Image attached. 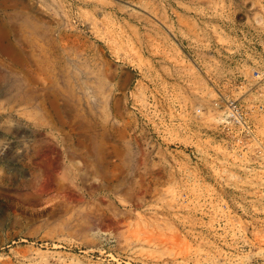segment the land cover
I'll return each mask as SVG.
<instances>
[{"label": "rangeland", "instance_id": "374dc122", "mask_svg": "<svg viewBox=\"0 0 264 264\" xmlns=\"http://www.w3.org/2000/svg\"><path fill=\"white\" fill-rule=\"evenodd\" d=\"M243 28L264 0H0V264H264V66L198 57Z\"/></svg>", "mask_w": 264, "mask_h": 264}, {"label": "crops", "instance_id": "0c3cea01", "mask_svg": "<svg viewBox=\"0 0 264 264\" xmlns=\"http://www.w3.org/2000/svg\"><path fill=\"white\" fill-rule=\"evenodd\" d=\"M198 57L200 69L208 72L209 77L214 76L212 70H224L228 76L225 85L234 87L240 73L251 65V61H255L258 67L264 66V32H256L254 28H243L240 34L225 39V45L221 49L212 46L203 48L199 51ZM253 69L255 72L261 70L255 67ZM211 86L218 85L211 83Z\"/></svg>", "mask_w": 264, "mask_h": 264}, {"label": "built area", "instance_id": "2783aa9c", "mask_svg": "<svg viewBox=\"0 0 264 264\" xmlns=\"http://www.w3.org/2000/svg\"><path fill=\"white\" fill-rule=\"evenodd\" d=\"M225 116L227 122L239 129V131L246 137L253 135V127L248 121L247 111L237 101H229L227 103Z\"/></svg>", "mask_w": 264, "mask_h": 264}, {"label": "bare ground", "instance_id": "6f19581e", "mask_svg": "<svg viewBox=\"0 0 264 264\" xmlns=\"http://www.w3.org/2000/svg\"><path fill=\"white\" fill-rule=\"evenodd\" d=\"M221 118V117H220Z\"/></svg>", "mask_w": 264, "mask_h": 264}]
</instances>
